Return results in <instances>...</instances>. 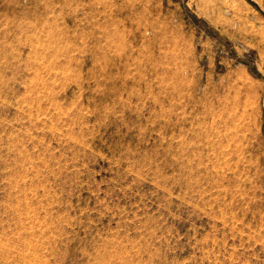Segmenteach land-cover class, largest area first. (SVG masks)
<instances>
[{
	"label": "rangeland",
	"instance_id": "obj_1",
	"mask_svg": "<svg viewBox=\"0 0 264 264\" xmlns=\"http://www.w3.org/2000/svg\"><path fill=\"white\" fill-rule=\"evenodd\" d=\"M0 264H264V0H0Z\"/></svg>",
	"mask_w": 264,
	"mask_h": 264
}]
</instances>
